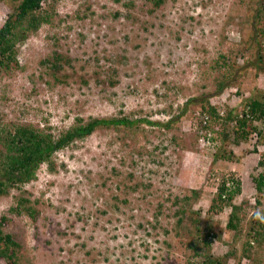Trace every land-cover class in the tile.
Here are the masks:
<instances>
[{
    "label": "rangeland",
    "instance_id": "rangeland-1",
    "mask_svg": "<svg viewBox=\"0 0 264 264\" xmlns=\"http://www.w3.org/2000/svg\"><path fill=\"white\" fill-rule=\"evenodd\" d=\"M156 1L46 0L49 21L5 55L1 126L57 136L80 118L136 120L74 141L0 196L4 231L22 245L15 264H204V253L264 264V185L251 179L264 172V138L234 143L233 122H201L202 105L235 114L264 96V0ZM10 3L0 0V26ZM230 176L241 182L236 229L229 205L208 210ZM19 197L34 218L9 210Z\"/></svg>",
    "mask_w": 264,
    "mask_h": 264
},
{
    "label": "trees",
    "instance_id": "trees-1",
    "mask_svg": "<svg viewBox=\"0 0 264 264\" xmlns=\"http://www.w3.org/2000/svg\"><path fill=\"white\" fill-rule=\"evenodd\" d=\"M13 11L7 15L0 26V65L10 66L4 62L5 55L13 58L14 48L17 42L24 41L30 32L36 31L39 26L49 21L48 13L41 11L42 3L46 0H9ZM120 2L121 0H114ZM159 0L155 4H159ZM264 36V31L262 32ZM58 58V57H57ZM57 63H54L56 68ZM222 87L217 91L221 92ZM205 111L202 116V125L206 126L210 120L217 122V119L223 121V124L231 121L234 123L231 131L233 133V142L247 141L253 134L264 138V129L258 128L255 123L264 128V96L251 97L244 101L239 112L232 114L228 110L224 115L219 112L216 105H202ZM183 112V111H182ZM221 114V115H220ZM211 118V119H210ZM210 119V120H209ZM79 120L75 125L54 136L51 132L45 131L39 127L25 124L0 125V196L7 194L13 186H20L34 179L36 171L42 163L51 165V158L54 153L61 150L78 139H83L91 135L95 130L109 128L112 126H132L136 120L126 116L113 117H90L87 120ZM169 121L166 125L168 126ZM226 132V131H224ZM230 139L226 133L220 139L226 141ZM211 142L212 139L207 138ZM230 155V154H229ZM222 159L229 158L221 156ZM263 164V159L258 161ZM255 189L263 190L264 172L251 177ZM241 193V182L230 176L223 178L216 186L215 194L211 199L208 210L215 212L221 211L226 205L231 207L227 226L230 229H236L239 223L237 209L239 205L232 203L233 199ZM30 201L25 197H19L16 200V206L9 210L12 212H25L29 217L34 218V208L28 204ZM179 213H185L180 209ZM8 219L5 215L0 216V259L6 260L7 264H15L18 260L21 250V244L10 233L5 232V225ZM261 225V224H259ZM264 225L256 231L257 237L264 232ZM254 230V228L252 229ZM252 241V240H251ZM203 246L209 247L210 241L207 238L202 240ZM189 246L195 251L197 249L193 244ZM204 264H223L221 260L214 259L209 253H204Z\"/></svg>",
    "mask_w": 264,
    "mask_h": 264
}]
</instances>
